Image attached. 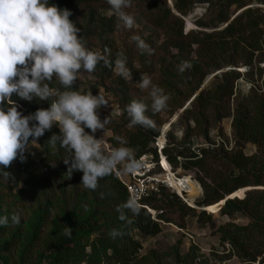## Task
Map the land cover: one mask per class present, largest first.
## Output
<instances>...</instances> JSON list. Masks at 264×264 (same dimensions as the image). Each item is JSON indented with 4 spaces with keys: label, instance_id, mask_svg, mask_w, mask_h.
Segmentation results:
<instances>
[{
    "label": "rangeland",
    "instance_id": "1",
    "mask_svg": "<svg viewBox=\"0 0 264 264\" xmlns=\"http://www.w3.org/2000/svg\"><path fill=\"white\" fill-rule=\"evenodd\" d=\"M240 1L242 9L238 4L230 6V0L132 2L125 10L136 20L132 29L118 22L107 6L85 9L87 16L96 11L112 19L110 53L115 59L121 53L127 57L133 76L125 81L103 67L97 72L79 73L76 82L82 92L91 90L107 100L99 110L101 119L110 116L107 125L123 127L116 132L111 128L104 131L105 140L120 147L124 146L120 141L131 131L142 129L160 135L184 111L167 129V149L173 156H177V150L208 153L207 173L189 165L190 160L184 157H177V167L171 164L174 174L197 187L184 196L189 206L167 190L149 199H154L148 204L151 209L161 208L153 210L155 216L146 210L159 223L161 232L153 237L133 233L134 240L142 245L138 264H264V0ZM177 3L187 7L185 15L176 11ZM164 7L183 21L185 39L176 40L152 24L151 17ZM248 10L251 12L241 15ZM227 17L229 21L224 22ZM235 18V33H223ZM133 36L144 39L151 53L139 49ZM102 47L97 39H91L88 45L104 53ZM184 58L193 61L198 71L180 72ZM142 73H147L169 97L160 112L151 110L150 89L138 87ZM210 76L215 77L203 89ZM134 99H143L149 105L146 115L153 121L151 127L130 124L126 107ZM186 111L191 113L185 115ZM237 118L253 126L260 124L263 135L244 134ZM86 131L91 134V130ZM94 135L100 138L103 131ZM40 138L25 153L27 174L10 180L0 176V215H21L20 224L13 225L9 220L7 226L0 227V264H56L63 249L88 245L97 229L111 231L102 215L113 213L112 173L99 180L95 190L80 185L83 173L76 171L67 174L55 189L41 182L32 194H24L29 174L45 156ZM132 149L136 155L137 149ZM238 178L247 181L249 187L246 191L239 189L243 191L241 196L235 192V198L243 201L252 191L244 199L247 206L230 212L225 205L218 209L220 206L207 208L203 204L217 195L224 200L230 198L228 191ZM65 226L72 228L71 238L64 234Z\"/></svg>",
    "mask_w": 264,
    "mask_h": 264
},
{
    "label": "clouds",
    "instance_id": "2",
    "mask_svg": "<svg viewBox=\"0 0 264 264\" xmlns=\"http://www.w3.org/2000/svg\"><path fill=\"white\" fill-rule=\"evenodd\" d=\"M106 3L126 29L135 26L134 16L125 11L131 7L132 0H106ZM72 15L70 10L59 8L51 0H0V176L4 179H11V173L6 170L13 161L19 159L23 163L30 146L37 144L54 125L59 134H54L49 144L58 142L69 154L70 158L64 160L66 165L70 163L68 174L82 172L80 185L86 189L95 190L99 180L114 171L127 175L142 167L132 148H108L104 129L110 116L102 120L99 112L107 105L105 96L93 95L91 90L73 89L81 70L93 73L101 62L111 65L107 49L102 53L86 46L83 36L79 35L80 28L70 19ZM132 40L139 49L151 53L140 36H133ZM127 63L122 53L111 62L114 73L125 81L133 79ZM187 67L184 62L179 71ZM54 78L65 90L50 87ZM138 87L150 89L153 113L166 108L168 95L152 83L147 73H142ZM13 95L28 102H51L47 109L39 108L24 115L18 110ZM148 109L143 99L132 100L126 107L130 124L151 127L153 121L146 115ZM86 129L91 130V134ZM101 130L103 135L97 138L94 134ZM120 143L126 144L125 141ZM121 207L136 213L139 206L130 198ZM9 220L13 225L20 224V213L11 217L0 215V227L7 226ZM63 231L71 238L72 228L65 226ZM119 234L115 230L111 233L113 238Z\"/></svg>",
    "mask_w": 264,
    "mask_h": 264
},
{
    "label": "trees",
    "instance_id": "3",
    "mask_svg": "<svg viewBox=\"0 0 264 264\" xmlns=\"http://www.w3.org/2000/svg\"><path fill=\"white\" fill-rule=\"evenodd\" d=\"M145 0H132V2H144ZM240 0H230V6L237 5L239 9L243 8ZM51 3L56 4L59 8H67L70 10L73 15L70 19L76 22V26L80 28V36H83L86 46L88 47L91 39H97L103 45V50L107 49V58L111 66H106L103 62L97 65L94 72H97L100 67H103V70L112 71L114 67L111 64L115 60L110 52L112 50V34L114 32V24L112 19H107L102 17L98 12L92 11L87 16L85 9L90 7L102 5L110 6L106 3V0H51ZM176 11L185 15L187 12V7L183 6L181 3L175 4ZM247 12L241 13V15L250 13ZM237 18H235L227 27L223 33L233 34V25L235 24ZM229 21L228 17L224 22ZM151 22L155 27L160 29H165L167 33L176 40H182L186 37L184 36V23L183 21L176 17L170 8L164 7L159 10V12L151 17ZM109 52V54H108ZM187 62L189 67L185 68L188 71H198V66L189 59H182V63ZM50 87L63 91V87L59 84L58 81L53 79L50 83ZM74 90H80L77 82L73 85ZM123 92L127 90V87L124 86L122 89ZM12 99L19 106L18 110L21 111L24 115L34 113L39 108L47 109L51 100L47 102H42L35 100L33 102H28L19 99L13 95ZM201 100V98H200ZM197 101V100H195ZM190 111H186L185 115L190 114ZM101 118V117H100ZM196 122H199L197 117H194ZM237 123L240 124L243 129L244 134L250 136H262L263 127L260 124L250 123V121H244L236 119ZM260 127V128H259ZM111 128L114 132L122 129L123 127L119 124L117 125H106L104 131ZM259 128V129H258ZM256 129V130H255ZM102 131V130H101ZM59 134V129L54 125L53 128L49 131H46L45 134L40 138L39 144L43 149L45 156L39 163L38 167L29 174V178L26 180L27 189L25 195L32 194L36 188H38L41 182L48 183L52 188L61 186L60 180L64 179L68 174L69 164H65L64 160L69 159V154L62 148H60L59 143L55 145L49 144L51 137L53 135ZM158 133L150 134L145 132L142 129L128 132L122 141H125L124 146L137 149V154L134 155L135 158H139L143 155L153 154L158 158V154L151 147L154 144ZM31 139V138H30ZM164 154L168 157L169 162L175 167L178 166L177 157H184L189 159V165L198 169L201 173H207V156L208 153L206 150L201 151L202 158H199L196 154H186L185 151L177 150V156L171 155L170 149H165ZM63 166H65L63 168ZM188 166L186 165L185 169ZM66 170V171H65ZM6 171L11 173V177L19 178L20 176L27 174L28 167L19 161V159L13 161L10 168ZM72 173H76L73 171ZM112 185L110 188V206L113 208V213L111 216L102 215V220L104 221L107 227H111V231H102V229L96 230V237L88 245L82 247H71L63 249L59 254V261L56 264H138L139 252L142 250L141 243L137 242L133 238V233L138 231L144 237H153L158 235L161 232V227L158 222H155L151 219V216L147 214L145 209H138L136 213H133L130 209L121 207L128 201V196L125 187L115 178L114 173H112ZM249 187V183L240 178L234 181V187L228 191V197L234 196V193L239 189H246ZM259 187V186H258ZM252 191H248L244 199H246ZM233 199V200H231ZM226 204L224 197L217 195L214 199H207L203 204L207 205V208L212 206H217L220 203L224 202L222 206L225 205L229 211L241 210L243 206H247L248 202L242 199H237L235 197L231 198ZM240 200V201H239ZM154 199L151 201L148 200L146 203H153ZM151 202V203H150ZM149 206V205H148ZM222 206H218L220 209ZM120 209L118 211L117 209ZM159 206H154L153 210H160ZM187 211L194 213L193 209L187 208ZM21 214H24L23 208H21ZM121 214L123 219H121ZM163 220V219H157ZM117 231L120 234L115 238L112 237L111 233ZM89 249V251H88Z\"/></svg>",
    "mask_w": 264,
    "mask_h": 264
},
{
    "label": "built area",
    "instance_id": "4",
    "mask_svg": "<svg viewBox=\"0 0 264 264\" xmlns=\"http://www.w3.org/2000/svg\"><path fill=\"white\" fill-rule=\"evenodd\" d=\"M106 142L109 149L114 147L107 140ZM167 146L168 142L166 131L165 133L162 132L158 135L153 144V149L158 154V158H156L153 154H147L137 158L141 161L142 167L132 174H121L119 170L113 172L118 181L125 187L128 200L130 198H134L139 206L138 209H145L149 211L152 216H155L156 212L153 211V209H151L146 202L152 197L159 195L163 190L176 194L185 204L189 206V203L184 197L188 195V191L185 189H181L180 191L175 189L169 180V172L164 166L165 162L172 171V165L169 162L168 157L164 154ZM196 155L199 158L202 156L200 151L196 153ZM181 159L182 158H179L180 161ZM174 176L184 179L177 174H174Z\"/></svg>",
    "mask_w": 264,
    "mask_h": 264
},
{
    "label": "bare ground",
    "instance_id": "5",
    "mask_svg": "<svg viewBox=\"0 0 264 264\" xmlns=\"http://www.w3.org/2000/svg\"><path fill=\"white\" fill-rule=\"evenodd\" d=\"M169 126L170 125H166L165 127H164V133L167 131V129L169 128ZM164 166L166 167V169H167V171L169 172V174H168V177H169V180H170V182H171V184H172V186L175 188V189H177V190H181V189H185V190H187L188 192H190V193H194V191H195V187H197L196 185L194 186V184L191 182V181H189L188 179H186V178H184V179H180V178H177L176 176H174V174H173V172L170 170V167L164 162ZM196 190H198V189H196ZM243 190H247V188L246 189H243ZM243 192V191H242ZM242 192H241V190H237L236 191V195L237 196H241L242 195ZM233 197H235V196H231L230 198H227V200H230L231 198H233ZM194 198V197H193ZM192 198V199H193ZM224 202H226V200L224 201ZM224 202L223 203H220L219 205H217V206H221V205H223L224 204ZM215 208H216V206H215ZM213 209H214V207H213ZM153 214H154V212H153Z\"/></svg>",
    "mask_w": 264,
    "mask_h": 264
},
{
    "label": "water",
    "instance_id": "6",
    "mask_svg": "<svg viewBox=\"0 0 264 264\" xmlns=\"http://www.w3.org/2000/svg\"><path fill=\"white\" fill-rule=\"evenodd\" d=\"M214 77H215V76H210L209 78H207L206 83H205L203 89L208 85V83H209ZM183 112H184V111H182L180 114H182ZM180 114H179L177 117H175V119L171 122V125H172L173 123H175V122L178 120V118L180 117ZM171 125H170V126H171ZM228 201H229V200L226 199L225 204H226Z\"/></svg>",
    "mask_w": 264,
    "mask_h": 264
}]
</instances>
